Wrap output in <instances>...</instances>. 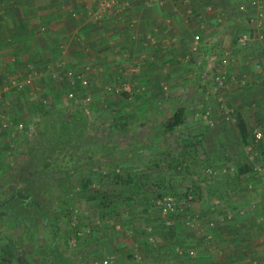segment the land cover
Segmentation results:
<instances>
[{"label":"rangeland","instance_id":"rangeland-1","mask_svg":"<svg viewBox=\"0 0 264 264\" xmlns=\"http://www.w3.org/2000/svg\"><path fill=\"white\" fill-rule=\"evenodd\" d=\"M195 60L177 57L173 67L162 60L156 90L105 85L99 97L86 81L71 85L66 73L84 71L70 66L49 88L12 87V76L0 81V264H197L196 245L206 243L195 236L201 227L264 221V88L245 89L234 77L219 86L226 88L208 89L188 67ZM178 106L186 110L179 130L196 145L191 170L165 160L179 159L177 130L163 128ZM217 112L232 127L214 138L224 145L222 159L208 162L204 137L218 134ZM196 113L211 132L194 123ZM239 116L248 126L245 142ZM62 118L85 131L55 146L48 133L59 128L50 124ZM194 183L200 196L186 192Z\"/></svg>","mask_w":264,"mask_h":264},{"label":"crops","instance_id":"crops-1","mask_svg":"<svg viewBox=\"0 0 264 264\" xmlns=\"http://www.w3.org/2000/svg\"><path fill=\"white\" fill-rule=\"evenodd\" d=\"M99 1L0 0V81L13 75L31 76L37 87L44 82L42 86L49 88L48 83L54 81L59 70L70 66L84 71L85 89L94 90L95 97L101 96L99 91H104L105 85L156 90L161 61L170 58L173 67L175 58L193 56L194 36L200 34V43L210 41L216 48L214 63L228 80L235 77L245 82L241 85L245 89L263 90L264 18L252 24L249 14L257 9L238 10V5L249 0H135L127 7L107 10ZM261 2L264 4V0ZM243 35L249 38L240 45L238 38ZM201 48L208 57L211 48ZM210 61L207 58V63ZM189 66L197 67L194 63ZM177 72L168 69L166 74ZM246 102L251 103V98ZM253 110L244 112L254 116ZM193 118L195 124L202 122L203 130L211 132L200 115L196 113ZM214 118L218 134L204 137L208 162L222 159L224 145L214 138L232 127L225 124L219 112ZM257 219L253 217L252 222ZM195 236L206 241L196 245L197 264H264V221L242 228L201 227Z\"/></svg>","mask_w":264,"mask_h":264},{"label":"built area","instance_id":"built-area-1","mask_svg":"<svg viewBox=\"0 0 264 264\" xmlns=\"http://www.w3.org/2000/svg\"><path fill=\"white\" fill-rule=\"evenodd\" d=\"M134 1L135 0H100L99 5L102 9L107 10L110 8L120 7V6L127 7V6L131 5ZM148 1H161V0H148ZM249 8H256L257 9L255 11V15H257V17L256 16L254 17V15L249 16V21L253 22L252 24H254L256 21H261L263 19L262 17H264V9H263L262 5L260 4V0H250L247 3H242V4L238 5V10L241 12H247ZM253 19H255V20H253ZM248 38L249 37H246L245 35H243V36L238 38V43L240 45H245L246 42L248 41ZM194 39L195 40H194V43L192 46V52H193L194 59L197 60V61L196 60L194 61L196 63L195 65H197V67H194L192 69V74L198 78L199 84L201 86H207L208 89H210V88L216 89L218 86L225 84L227 82L226 74L224 72H222L221 70H219L217 65L214 63L216 58H217L216 48L211 46L210 41L200 43V39H201L200 34H196L194 36ZM201 47L205 48L206 50L211 48V50H208V52H210L208 58L211 59V61L208 64H206V66L201 65V57L204 56L202 51H201V50H203ZM199 48H201V50ZM66 74L70 80L71 85H77V84L83 85V84H85V80H84L82 73H77V72L69 70ZM9 80H10L9 81L10 86L22 88L28 84H31L33 78L31 76L24 77V78L11 77ZM75 95H76V93L74 90H72L71 92L68 93V97L71 100L75 98ZM89 100H90V97L85 98V101H89ZM28 128H31V134L35 130L33 123H30ZM262 165L264 166V160L262 162ZM167 200L165 201L167 203V205L164 208L165 210L169 209L171 207V205L173 204L172 200L170 198Z\"/></svg>","mask_w":264,"mask_h":264},{"label":"trees","instance_id":"trees-1","mask_svg":"<svg viewBox=\"0 0 264 264\" xmlns=\"http://www.w3.org/2000/svg\"><path fill=\"white\" fill-rule=\"evenodd\" d=\"M185 115H186V110L182 106H178L175 108V110L172 112L170 117L165 121V124L163 125L164 131L165 132H172L177 130V134L179 135L177 139L180 151H179V159H170V158H165L167 163L171 164L169 165L170 167L173 166L174 169L176 168H186L187 170H191V165H197V160H196V145L194 144V141H191L188 137H183L181 134L182 132L179 130L180 126L184 123L185 121ZM53 128H59L56 129V131L53 130L52 133H48L51 138V142L56 146L58 145V141H62L64 138H66L69 135L79 133V131L82 134L85 129L80 127V125H77L75 121H66L65 119H61V121H52L50 124ZM237 127L239 130L240 138L242 142H245L248 137V126L247 122L243 117H238V123ZM179 130V131H178ZM185 138V139H184ZM178 166V167H177ZM169 167V168H170ZM242 172H248L249 169L245 165L241 169ZM117 180V179H116ZM90 182L84 181V186L87 187V185ZM187 193H192L194 196H200L202 194V185L201 184H193L191 185L189 191H186ZM158 196L161 195V193L157 194ZM167 228H172L167 227ZM198 231V230H197ZM197 234L200 235V233L197 232ZM203 234V233H201Z\"/></svg>","mask_w":264,"mask_h":264}]
</instances>
